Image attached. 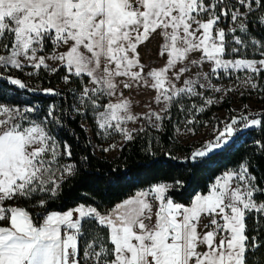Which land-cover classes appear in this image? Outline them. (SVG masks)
<instances>
[{
    "label": "snow or ice",
    "instance_id": "6c2138e0",
    "mask_svg": "<svg viewBox=\"0 0 264 264\" xmlns=\"http://www.w3.org/2000/svg\"><path fill=\"white\" fill-rule=\"evenodd\" d=\"M254 8L260 10L259 22L264 24V0H0V51L8 53L0 55V67L23 71L30 66L34 72L28 74L33 75L42 68L57 71L48 60L58 61L71 75L89 78L92 87L82 89L80 103L97 109L100 97L117 95L119 77L126 78L121 82L125 89L135 84L156 90L157 103L202 96L198 89L205 87L221 91L210 83L209 73L200 74L207 85L188 78L177 88L174 81L203 63L214 64L210 73L217 76L220 70L229 75L248 73L245 83L256 88L253 77L264 72V59H225L226 31L219 27L223 17L236 25L229 33L238 29L247 34L246 18L255 14ZM157 32L163 41L159 55L167 57L165 66L145 72L137 49ZM233 42L245 44L240 36H234ZM48 46L52 52L47 57L38 55ZM231 51L240 52L241 47ZM196 52L201 53L200 58L185 64ZM169 72H173L171 78ZM63 79L70 82L69 75ZM0 81L16 89L28 88L19 78L0 75ZM8 90L0 83V96L6 98ZM44 91L58 94L53 89ZM212 103L211 98L205 100L206 105ZM102 107L97 127L114 130L126 141L134 139L125 127L127 122L143 119L155 126L154 122L165 119L156 111L133 114L128 98ZM204 110L203 105L198 108ZM34 111L32 107L6 106L0 100V264H81L78 238L89 220L109 233L105 244L94 239L87 245L89 251L83 252L93 264H249L252 249L261 246L247 234L245 221L248 213L264 216V201L258 200L264 189L254 183L256 177L246 165L217 178L207 194L194 196L190 206L174 202L167 195L171 186L162 183L138 192L109 214L80 205L63 214H47L37 227L27 210L6 207V202L38 192L56 196L59 181L65 173L73 175L75 169L74 165L59 166L60 156L72 153L67 145L63 153L58 150L47 127L49 120L56 123L54 109L40 122L29 119ZM241 122L245 128L262 124L248 114L234 116L213 141L188 159L197 161L223 148ZM115 147L109 145L102 151ZM182 183L175 181L177 187ZM45 203L39 201L40 206ZM74 213L78 218L74 219Z\"/></svg>",
    "mask_w": 264,
    "mask_h": 264
},
{
    "label": "trees",
    "instance_id": "16d2710c",
    "mask_svg": "<svg viewBox=\"0 0 264 264\" xmlns=\"http://www.w3.org/2000/svg\"><path fill=\"white\" fill-rule=\"evenodd\" d=\"M254 13H250L246 21L249 29L246 35L264 40V24L259 22L257 13ZM229 20L224 18L225 25ZM45 50L52 49L48 46ZM31 69L25 67L21 71L0 67V75L19 78L28 85L27 89H16L0 81L5 89H9L7 97L0 96V100L4 104L34 108L31 114L38 121L44 120L49 109H54L53 119L56 123L49 120V129L63 148L65 145L70 148L72 155L66 159L73 163L75 169L73 175L61 182L56 196L42 193L6 202L5 205L27 210L37 225H40L45 214L66 211L79 204L92 205L102 213L108 212L137 190L162 182L171 183L167 194L169 197L189 205L197 193L209 192L217 176L244 163L249 173L256 177L254 183L264 189V110L247 113L249 119L261 118V126L245 128L241 122L223 148L192 161L188 158L197 147L184 144L175 137V127L181 118L176 100L166 112L160 129L145 126L133 135L132 141H127L115 156L110 157L94 150L83 125V120L89 117L77 103L78 94L89 78L86 75H71L62 65L55 72L42 68L29 76L27 71ZM65 75L70 76L69 83L64 82ZM261 80L264 89V72H261ZM45 89H53L58 94H49ZM224 106L231 112L228 101ZM176 180L182 181V186L177 187ZM40 200L46 203L40 206ZM258 200L264 201V195H258ZM88 223L94 228L91 230L98 232L97 238L102 237L99 244H105L108 230L92 220ZM88 223L78 238L81 255L92 239ZM245 223L247 234L255 237L261 245L258 250L252 249L254 255L249 257V264H264V216L248 213ZM107 247L110 249L112 246L107 244Z\"/></svg>",
    "mask_w": 264,
    "mask_h": 264
},
{
    "label": "rangeland",
    "instance_id": "374dc122",
    "mask_svg": "<svg viewBox=\"0 0 264 264\" xmlns=\"http://www.w3.org/2000/svg\"><path fill=\"white\" fill-rule=\"evenodd\" d=\"M240 10L244 11L243 8H241ZM217 12H219V9H217ZM254 12L257 13L258 17L261 14L259 9L254 8ZM248 18H246V21ZM219 27L225 29L226 31L227 44H226V54L224 57L225 59H233V60L249 59V60H257V61H259L260 59H264V56L261 55V52H264V40L254 37H249L245 33H241L238 29L235 33H229L228 29L236 27V25L230 20L228 24L225 25L223 17H221V20L219 22ZM234 36H240L242 39L245 40V44L243 46L235 45L233 42ZM253 41H255V43H253ZM162 42L163 41L161 39V36L157 32L156 34H153L151 37H149L147 41H145L143 44H141L138 47L137 51L140 55V62L145 66V72H147L149 69H153V68L159 69L165 66L167 57L166 56L161 57L159 55ZM232 47H241V51L234 53L231 51ZM60 51H64V49L62 48L60 49ZM51 52L52 50L51 51L45 50L44 52L38 53V55H45L47 57ZM7 54L8 53L6 51H0V55H7ZM200 56L201 53L199 52L190 54L188 57V61H185L184 63L188 64L189 61L193 59H199ZM48 63L50 67H56V68H58L61 65L60 62L53 60H48ZM26 67H30V66H26ZM212 67H214V64L212 63H203L200 68L192 67V70L189 73H186L184 76H182L180 81H174L177 88L183 87L184 86L183 81L188 78L199 79V83L207 85L208 81H205L204 79L200 78V74L209 73L210 83L215 88H219L221 90L217 92L214 89H208L207 87H205L203 89H198V91L203 93L202 96H194V97L185 96L182 98H177V102L180 107L181 118L178 120L175 127V137L177 140H179L184 144H190L196 146L197 150L201 149L202 146L207 142L213 141L214 137L218 134L219 130L222 129L224 124L230 121L232 117L234 116L239 117L242 113L247 114L249 112H258L264 110V89L261 80V73L258 76L253 77L254 81L257 84V87L252 88L245 83V79L249 75L248 73L235 72L229 75L224 73L222 70H220L219 75L217 76L210 73V69ZM8 68L11 67L9 66ZM27 72L28 73L34 72V70L31 69L28 70ZM168 75L171 78L173 72H169ZM122 81H126V78L124 77L117 78V83L121 84V87L117 90V95L112 97L103 96L98 99L97 103L101 106L98 109L92 107L90 104L81 105L79 99L81 92L78 94V99H77V103L80 106V109L86 111L89 117L83 120V125L87 129L94 150L99 154H103L110 157L115 156L127 141L120 133L114 130H109V132H105L104 130L99 129L97 127V122H98L97 113L98 111L104 110V108L102 107L103 105H106L108 102L116 103L122 98H128L131 101V105H132L131 111L135 115L149 113L150 111H156L161 115L165 116L166 112L171 107L173 102L176 101L174 100L170 104L163 101L157 103L155 101V98L157 95H159V93L156 90L151 89L150 87H142L135 84L132 89H125L122 86L121 83ZM86 86L89 88L92 87L90 80H88ZM120 92L123 93L122 97L119 95ZM208 98H211L213 100L212 105L205 104V100ZM226 101H228L231 105V112H229L224 106ZM5 105L9 106L10 104H5ZM202 105L205 107V110L203 112H199L198 108ZM10 106L16 108L25 107V106L21 107L17 105H10ZM162 110H166V111H162ZM28 116L29 119L36 120L31 113H29ZM189 119L193 120L194 123L188 124L187 120ZM36 121L40 122L38 120ZM21 122L23 123V121ZM162 122L163 120L159 122H154L155 126H153L152 124H149L148 121L141 119L135 122H127L125 127H127L130 131H132L134 135L137 131L141 130L145 126H150L155 129H160L162 126ZM47 127L49 129L48 121H47ZM190 129L192 131H190ZM234 132L231 138L228 140V142L234 136ZM54 138L57 141L58 150L61 153H63L64 148L61 146L60 141L57 139L56 136H54ZM109 145H116V147L115 149L109 150L107 152L102 151L103 148H108ZM66 157L68 156L66 155L60 156L59 166L62 167L65 165H73V163L71 161H68ZM242 165H246V164L244 163ZM242 165L221 173L219 176L215 178L211 186L214 184L216 179L221 177L224 173L238 171ZM57 175H60V173L57 172ZM68 176L69 175H67L66 173L64 174L65 178ZM64 179L60 180L59 183L61 184V182ZM166 184L171 186V183H166ZM42 193H49V192H38L37 194H42ZM109 213H111L110 210L102 214H109ZM88 226L90 227L89 234L92 237L89 243H92L93 240L96 239V242L99 244V242L102 240V237L97 238L96 233L98 232L91 230L94 228L93 226H90L89 223ZM87 248L88 247L85 248L84 252L86 251Z\"/></svg>",
    "mask_w": 264,
    "mask_h": 264
},
{
    "label": "crops",
    "instance_id": "0c3cea01",
    "mask_svg": "<svg viewBox=\"0 0 264 264\" xmlns=\"http://www.w3.org/2000/svg\"><path fill=\"white\" fill-rule=\"evenodd\" d=\"M165 183H168V182H165ZM158 184H160V183H158ZM155 185H157V184H153V185H151V186H148V187H146V188H143V189H140V190H137L133 195H131V196H129L128 198H131V197H133V196H135L138 192H140V191H145V190H149L150 188H152L153 186H155ZM208 193V192H207ZM207 193H205V194H207ZM197 194H203V193H197ZM128 198H126V199H124L123 201H125V200H127ZM172 198V197H171ZM194 198V197H193ZM173 199V198H172ZM193 200V199H192ZM123 201H121V202H119V203H117L111 210H110V212H112L115 208H116V206L117 205H119V204H121ZM173 201L174 202H178V201H176L175 199H173ZM178 203H180V202H178ZM182 204V203H181ZM80 205H85V204H79V205H77V206H75V207H73V208H71V209H68V210H66V211H51V212H49V213H47V214H50V213H52V212H56V213H61V214H63V213H66L67 211H70V210H74L76 207H78V206H80ZM6 207L7 206H9V205H5ZM86 207L87 206H90V207H94V206H92V205H85ZM186 206H190V204L189 205H186ZM11 207H13V206H11ZM18 208H22V207H18ZM22 209H24V208H22ZM155 210V209H154ZM47 214H45V216L43 217V219L46 217V215ZM31 215V214H30ZM31 217H32V215H31ZM43 219H42V221H41V223H40V225L43 223ZM32 220H33V218H32ZM206 222V221H205ZM33 223L37 226V227H39L40 225H37L35 222H34V220H33ZM4 226H7V222H4ZM64 234V230H63V228H62V235ZM82 258H83V256L80 258V260H81V264H82Z\"/></svg>",
    "mask_w": 264,
    "mask_h": 264
},
{
    "label": "built area",
    "instance_id": "2783aa9c",
    "mask_svg": "<svg viewBox=\"0 0 264 264\" xmlns=\"http://www.w3.org/2000/svg\"><path fill=\"white\" fill-rule=\"evenodd\" d=\"M185 205V204H183ZM186 206V205H185ZM78 218V214H75L74 213V219ZM86 251H89V249L87 248ZM83 255H80V258L82 257ZM82 264H93V261L91 259H86L84 256L82 258Z\"/></svg>",
    "mask_w": 264,
    "mask_h": 264
}]
</instances>
